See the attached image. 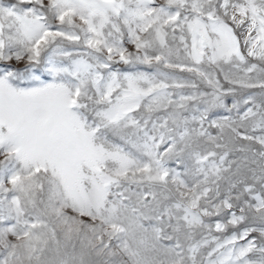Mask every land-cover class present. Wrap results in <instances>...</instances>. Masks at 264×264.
Instances as JSON below:
<instances>
[{"label": "snow or ice", "instance_id": "6c2138e0", "mask_svg": "<svg viewBox=\"0 0 264 264\" xmlns=\"http://www.w3.org/2000/svg\"><path fill=\"white\" fill-rule=\"evenodd\" d=\"M0 264H264V0H0Z\"/></svg>", "mask_w": 264, "mask_h": 264}]
</instances>
